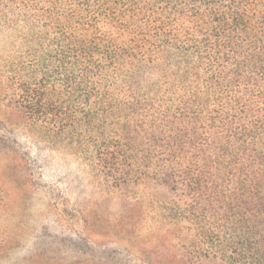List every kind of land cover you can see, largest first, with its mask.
<instances>
[{
    "label": "trees",
    "instance_id": "obj_1",
    "mask_svg": "<svg viewBox=\"0 0 264 264\" xmlns=\"http://www.w3.org/2000/svg\"><path fill=\"white\" fill-rule=\"evenodd\" d=\"M0 117L142 264H264V0H0Z\"/></svg>",
    "mask_w": 264,
    "mask_h": 264
},
{
    "label": "rangeland",
    "instance_id": "obj_2",
    "mask_svg": "<svg viewBox=\"0 0 264 264\" xmlns=\"http://www.w3.org/2000/svg\"><path fill=\"white\" fill-rule=\"evenodd\" d=\"M98 197L87 169L67 165L61 154L35 145L26 129L4 126L0 117V264H41L36 257L46 254L142 264L104 228H83L79 213Z\"/></svg>",
    "mask_w": 264,
    "mask_h": 264
}]
</instances>
